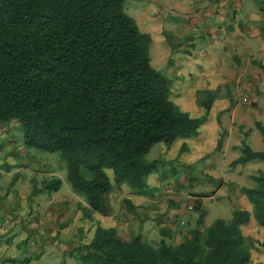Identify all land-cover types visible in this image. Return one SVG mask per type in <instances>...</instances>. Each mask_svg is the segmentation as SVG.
<instances>
[{"label":"trees","instance_id":"16d2710c","mask_svg":"<svg viewBox=\"0 0 264 264\" xmlns=\"http://www.w3.org/2000/svg\"><path fill=\"white\" fill-rule=\"evenodd\" d=\"M126 1L0 0V123H17L25 148L61 156L88 220L92 213H108L113 185L133 195L153 194L148 178L160 173L164 179L168 164L146 155L157 144L170 148L178 139L195 137L216 98L208 93L199 103L201 117H191L170 99L173 80L151 66V37L124 12ZM256 127L262 151L243 147L231 167L264 161V126ZM168 170L170 176L178 173ZM253 181L254 187L240 188L251 212L235 211L229 220L202 228L205 213L197 204L194 224L179 244L162 238L151 245L139 232L125 241L115 228L97 226L71 254L80 264H248L242 227L251 219L264 227V174ZM61 184L52 177L36 188L33 180L28 200L57 192ZM125 205L132 210L128 200ZM259 246L264 249V239Z\"/></svg>","mask_w":264,"mask_h":264},{"label":"rangeland","instance_id":"374dc122","mask_svg":"<svg viewBox=\"0 0 264 264\" xmlns=\"http://www.w3.org/2000/svg\"><path fill=\"white\" fill-rule=\"evenodd\" d=\"M176 1L182 2L183 0H127L124 4V12L135 20L140 31L149 34L151 37L149 46L151 66L167 78L174 70L173 62L179 58L185 59L186 53L190 52L189 48L192 49L194 46L190 39L194 33L188 34L189 20L186 18L187 15L182 13L177 16V12L170 6L171 2ZM166 36L170 38L171 56H169L170 48ZM158 54L160 56L157 58ZM182 84L181 87L180 82L173 80L170 99L191 117L203 116L204 110L199 106L200 102L198 101H205L207 93L198 96L195 102L194 98L189 97L190 87H185L184 83ZM239 86L240 84L235 83L233 86L225 88L228 95L235 91L229 106L221 112L217 111L216 108L209 110L206 121L201 125L195 137L178 139L170 148L157 144L146 155L148 161L162 160L167 162L166 177H170L168 172L170 166L178 171L175 181L168 180V185H165L164 191H167V194L180 196L188 194L185 201L179 202L181 208L188 205L192 207L188 212V208L184 212L186 219L183 222L187 223L186 227L185 224L180 223L176 227V230H181V234L182 231L187 232L193 226L197 216L193 213V207L197 204L205 213L202 224L204 228L210 226L216 219L229 220L235 211H252L246 197L241 195L240 188L254 187L253 177L264 174V161L254 160L236 167H231L230 164L241 157L242 149L245 146L254 152L263 149L262 136L256 127V122H260L264 126V92L258 96L256 102L253 100L252 92H250L248 102H243L245 100H242V96L238 93L242 92L243 94L247 91H243L244 89ZM223 91L222 89L221 93ZM251 99L252 101L249 102ZM22 141V132L17 123H0L1 152L5 154V150L9 151L10 149L14 153H18L19 161H26L25 159L28 158L29 163L26 165L31 166L32 169L38 168L39 171L34 178L36 188L42 186V181L54 176L60 179L62 184L57 191L58 193L50 198V217L46 215L48 217L46 229H40L41 219H38V215L28 216L26 221H20L17 218L14 224L19 225L20 229L23 225L26 231L29 228L27 232L35 231L32 234L30 232V241H27L23 234L21 236L4 235L7 237L2 243L5 242L6 247L0 246V258L14 257L20 260V258H26L24 256L27 255L31 264H42V262H44L43 264H80L76 260V256L71 254V250L78 241L90 240L94 227L92 224L83 222L85 219L82 216L84 208L82 204L85 201L83 197L73 192L67 182L65 163L58 153L50 154L27 149L23 146ZM218 141H220L219 146ZM20 144L21 146H19ZM8 145L10 147L7 149ZM30 153L35 154V156ZM0 156H2L1 153ZM0 160H4V157H0ZM106 174L113 181L112 171L106 170ZM171 178L174 179L173 175ZM18 182L19 185L23 183L27 189V181L19 180ZM11 187L9 181L1 177V193L7 189L10 190ZM13 190L17 191L16 187ZM122 190L123 195L129 192L126 187L119 189V191ZM156 191L159 193L160 189ZM120 194L110 192L107 194L108 212L114 209V205L115 207H124L122 206L125 205L124 199L118 202V198L123 196ZM16 197L18 198L16 195L12 196L10 201V204L15 202L14 205L11 204L13 207H26L33 211L41 206H46V203L41 200L48 201L43 195H38L27 199L22 204V202L15 201ZM10 204L8 205L11 206ZM78 212L81 213V219L78 221V225L73 228L69 225L70 216H75ZM19 216L23 219L25 215ZM2 217L6 216L0 213V218ZM41 218L44 217L41 216ZM128 218L130 216L123 217L122 226L119 228V235L123 240L133 236L134 229H132ZM242 233L251 252L248 264H264V249L259 246V243L264 239V227H259L251 219L250 223L242 227ZM31 235H33L32 239ZM60 236L62 237L60 238ZM9 238L11 242L8 244L6 240Z\"/></svg>","mask_w":264,"mask_h":264},{"label":"crops","instance_id":"0c3cea01","mask_svg":"<svg viewBox=\"0 0 264 264\" xmlns=\"http://www.w3.org/2000/svg\"><path fill=\"white\" fill-rule=\"evenodd\" d=\"M170 6L177 12V16L182 13L187 15L188 34L194 33L190 38L194 46L192 49L189 48L190 52L186 53L185 59L179 58L173 62L174 70L169 78L180 82L181 87L182 83L185 87H190L189 97L194 98L195 102L197 97L203 93H216L210 111L216 108L221 112L229 106L235 91L228 95L225 88L233 86L235 83L240 84L239 87H242L243 91H247L243 94L242 92L238 93L242 96V100H245L243 102H248L250 92L254 96L253 100L258 101V96L264 92V0H183L182 2H171ZM169 48V56H171L170 45ZM159 56L158 54L157 58ZM222 89L223 93H221ZM251 101L252 99L249 102ZM8 147L10 146L8 145L7 149ZM6 151L3 154L0 150L2 154L0 157H4V160H0V179L1 177L7 179L12 187L2 193L0 190V213L6 216L0 218V246L4 248L6 244L2 241L7 237L4 235L21 236L23 234L24 238L30 241V232L32 234L35 231L27 232L29 228L26 231L23 225L21 226L23 230L20 229L19 225L14 224L17 218L20 221H26L28 220L26 217L38 215V219H41L40 229H46L45 227L48 225L46 215L50 217V198L58 193L41 194L48 201L41 200L46 203V206H41L36 211L26 207H13L15 202L11 203L13 205L10 204L12 196H18L15 200L18 203L26 202L32 190V181L35 180V175L39 170L26 165L29 163L28 158L25 159L26 161H19L18 153H14L10 149ZM30 154L35 156V154ZM50 175L53 176V174ZM176 176H173L174 179L171 176L165 177L163 181L158 175H151L148 178V185L150 188H154L155 192L143 196L133 195L129 192L123 195V190L119 191V189H125V187L113 185L110 193L117 195L121 193L120 195L123 196L118 198V202L123 199L128 200L133 208L130 211L126 205H122L123 208L114 205V209L106 215L92 213L90 220H83V222L94 226L90 239L97 226L115 228L119 235V228L123 223L121 220L123 217L130 216L129 223L134 229L132 235L139 232L143 241H147L151 245H156L162 238L174 245L179 244L186 232L182 231L181 234V230H176V227L186 219L184 212L190 206L183 208L179 206V202L185 201L188 194L180 196L167 194L168 192L164 191L168 180L175 181ZM19 180L28 182L27 189L23 183L19 185ZM14 187L17 191L13 190ZM158 189H160L159 193L156 191ZM82 205L86 207L84 202ZM157 207L161 209L159 210ZM19 215L25 216L21 219ZM41 216L44 218L42 219ZM70 218L69 225L74 228L81 219V213L78 212ZM24 225L26 224L24 223ZM168 229H171L172 233L169 230L163 237L161 231ZM45 236L47 237V235ZM32 238L33 235H31ZM130 238L132 237L124 240L128 241ZM10 242V238L6 240V243ZM24 257L26 258H20V260L14 257L0 258V264H31L29 256L25 255Z\"/></svg>","mask_w":264,"mask_h":264},{"label":"built area","instance_id":"2783aa9c","mask_svg":"<svg viewBox=\"0 0 264 264\" xmlns=\"http://www.w3.org/2000/svg\"><path fill=\"white\" fill-rule=\"evenodd\" d=\"M188 209H190V208H188ZM180 224L184 225V224H185V222H183V221H182Z\"/></svg>","mask_w":264,"mask_h":264}]
</instances>
